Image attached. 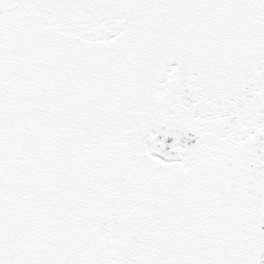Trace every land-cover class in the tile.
Instances as JSON below:
<instances>
[{
  "label": "snow or ice",
  "instance_id": "obj_1",
  "mask_svg": "<svg viewBox=\"0 0 264 264\" xmlns=\"http://www.w3.org/2000/svg\"><path fill=\"white\" fill-rule=\"evenodd\" d=\"M0 264H264V0H0Z\"/></svg>",
  "mask_w": 264,
  "mask_h": 264
}]
</instances>
